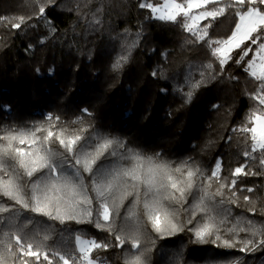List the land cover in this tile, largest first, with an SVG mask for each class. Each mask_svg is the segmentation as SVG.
<instances>
[{
	"label": "snow or ice",
	"instance_id": "snow-or-ice-1",
	"mask_svg": "<svg viewBox=\"0 0 264 264\" xmlns=\"http://www.w3.org/2000/svg\"><path fill=\"white\" fill-rule=\"evenodd\" d=\"M257 5H264V0H163L155 4L143 0L138 7L148 9L152 19L182 27L190 34L187 43L208 50L207 62L189 66L184 85L174 89L185 104L209 79L222 75L230 61L256 82L249 94L255 104L245 122L232 132L245 145L243 157L258 160L264 169V10ZM229 9L237 18L234 30L227 39H213L210 21ZM45 10L40 4L37 17ZM101 11L95 9L90 25L101 23L96 15ZM31 19L20 16L12 22L0 17V22L21 29ZM136 46V39H124L111 70L121 71ZM234 49L238 50L235 56ZM151 75L167 78L163 67ZM80 111L70 121L75 126L71 128L52 113L27 128H0V264H106L92 253L125 245L129 247L123 264H149L148 253L157 240L184 231L192 234L193 243L216 249L240 253L264 249V222L244 214L234 216L232 210L236 206L256 213V201L264 205V189L239 183L241 176L264 173L252 171L246 162L224 177L222 157L206 170L191 157L175 162L160 152L145 155L126 140L85 124V117L92 113L87 108ZM259 214L264 216V207ZM69 224L90 225L108 233L112 241L97 242L80 229L68 228ZM54 231L58 236L67 232L74 247L63 237L47 244ZM229 255L217 252L213 264H241L238 258L227 259ZM182 259L183 253L177 252L173 264H182Z\"/></svg>",
	"mask_w": 264,
	"mask_h": 264
},
{
	"label": "trees",
	"instance_id": "trees-1",
	"mask_svg": "<svg viewBox=\"0 0 264 264\" xmlns=\"http://www.w3.org/2000/svg\"><path fill=\"white\" fill-rule=\"evenodd\" d=\"M141 1L0 0V17L12 22L20 16L32 17L21 29L0 22V128H27L43 122L47 113L60 116L71 128L75 126L70 121L87 108L92 116L85 117V124L126 140L145 155L160 152L175 162L191 157L206 170L214 167L217 157H222L224 177L246 162L252 171L264 173L258 160L243 157L245 145L232 132L245 122L255 104L249 94L255 91L256 82L240 65L230 61L222 75L209 79L185 104L174 89L184 85L189 66L207 62L208 50L187 43L190 34L177 24L150 18L148 9L138 7ZM161 1L148 0L154 4ZM40 4L46 10L37 17ZM257 6L264 10V5ZM97 7L102 9L96 14L101 23L90 25ZM236 20L229 9L224 16L210 21L209 35L227 39ZM124 39H136L137 46L123 69L114 72L111 64ZM160 67L166 79L151 75ZM194 78H200L195 68ZM213 105L220 107L213 109ZM239 183L264 189V174L241 176ZM256 207L257 212L252 213L232 206L233 215L244 214L257 223L264 222V216L259 214L264 207L260 200ZM67 227L80 229L97 242L112 241L108 233L90 225ZM56 231L47 244L63 237L69 247H74L67 232L58 236ZM128 247L97 250L92 256H99L108 264H123ZM225 251L231 253L227 259L238 258L241 264H264V249L254 253L216 249L211 244L193 243L188 231L157 240L148 255L149 264H173L177 252L183 253L182 264H213L216 253Z\"/></svg>",
	"mask_w": 264,
	"mask_h": 264
},
{
	"label": "rangeland",
	"instance_id": "rangeland-1",
	"mask_svg": "<svg viewBox=\"0 0 264 264\" xmlns=\"http://www.w3.org/2000/svg\"><path fill=\"white\" fill-rule=\"evenodd\" d=\"M141 2H143V0H142ZM160 3H163V0H162ZM262 10H263V9H262ZM193 11H197V10L194 9ZM253 55H254V53H253Z\"/></svg>",
	"mask_w": 264,
	"mask_h": 264
},
{
	"label": "built area",
	"instance_id": "built-area-1",
	"mask_svg": "<svg viewBox=\"0 0 264 264\" xmlns=\"http://www.w3.org/2000/svg\"><path fill=\"white\" fill-rule=\"evenodd\" d=\"M102 260V259H101ZM102 261H105V260H102ZM106 262V261H105ZM106 264H108L107 262H106Z\"/></svg>",
	"mask_w": 264,
	"mask_h": 264
}]
</instances>
